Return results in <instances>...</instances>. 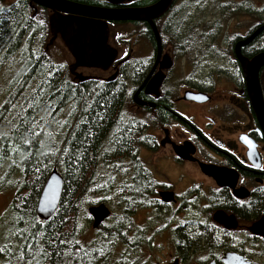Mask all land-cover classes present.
Returning a JSON list of instances; mask_svg holds the SVG:
<instances>
[{"label": "flooded vegetation", "instance_id": "flooded-vegetation-1", "mask_svg": "<svg viewBox=\"0 0 264 264\" xmlns=\"http://www.w3.org/2000/svg\"><path fill=\"white\" fill-rule=\"evenodd\" d=\"M65 1L103 9H117L146 7L158 0H123L118 5L110 4L108 0ZM137 1L149 3L134 7ZM197 1L173 0L168 11L153 21L161 40L158 61L155 37L147 23L105 21L108 28L107 44L116 51L115 60L106 70H75L77 74H80L77 70L99 72L96 77L82 75L87 80L107 84L119 80L138 84L130 89V102L123 111L124 116L138 119L141 127L146 128L143 130L144 137L150 139V145L137 150L143 175L148 180L143 189L146 195L135 208L139 206L142 210L152 209L159 215L172 210L168 219L157 222L156 234L150 240H144L146 236L140 235L130 243L129 230L120 235L124 239L123 247L130 257L125 263L121 261V264H237L238 258L247 264H264V236L250 232V227L264 216V134L250 105L239 62L234 54L235 44L264 25V18L237 35L224 49L221 47L219 53H206V4H203L204 10H195ZM29 6L32 11L36 8L38 14L40 7ZM44 10L48 15L49 28L52 12ZM252 14V17L258 18V12L252 11ZM134 23L141 25L142 38L147 41L146 47L142 48V51H146L143 56L135 53L132 42L125 41L127 45L117 48L109 42L111 30H114L112 28ZM166 35L169 36L168 42L165 41ZM51 37L49 28L48 42ZM57 39L60 40L57 37L54 41ZM125 43L119 42L120 45ZM261 52H264V31L240 49L241 55L247 59ZM164 56L172 63L168 70L160 69V61ZM174 60L192 65L203 74L195 78L190 76L191 79L179 90L177 83L173 84L174 90L166 89L165 84ZM206 62L234 67L237 87L221 92L212 90L214 83L206 86ZM70 65L66 66L67 69ZM159 71L164 79L158 96L145 93L144 85L137 95L144 105L139 106L133 100L135 93ZM263 71L264 68L260 71L259 80ZM218 74L222 75V72L218 71ZM71 77L74 79L72 75ZM186 91L204 93L209 100L202 103L184 100ZM134 108L142 115L141 118L129 114ZM148 117L150 120L152 118L149 124L146 122ZM173 145H188L193 154L180 158L174 153ZM250 149L257 154L249 157ZM144 151L152 153L155 159L150 168L140 157V152ZM128 163L129 161H125V165ZM206 166L218 169L222 177L216 180L207 174ZM126 173L127 171H122L114 176ZM132 181L133 172L129 170L123 185L128 193L133 188ZM236 192L238 195H235ZM160 193L171 194V200L163 201ZM123 204L126 209V202ZM218 212L229 218V228L213 219ZM126 222L130 221L124 223ZM233 224L234 227H231ZM101 226L102 224L99 228ZM113 226L115 224L111 227ZM163 237L166 239V250L161 244ZM155 238L157 240L153 243L152 239ZM135 248H144L146 255L143 258H134L130 252H134ZM141 252L140 249L139 256ZM116 263L120 264L118 261L114 262Z\"/></svg>", "mask_w": 264, "mask_h": 264}, {"label": "trees", "instance_id": "trees-1", "mask_svg": "<svg viewBox=\"0 0 264 264\" xmlns=\"http://www.w3.org/2000/svg\"><path fill=\"white\" fill-rule=\"evenodd\" d=\"M32 13L28 0L9 5L0 0V173L6 166L5 177L16 173L19 178L0 231V264H114L111 252L124 244L119 222L128 221L146 195L148 178L137 150L150 145V139L138 119L123 115L130 89L138 84L76 82L66 66L45 52V10ZM147 120L149 124L152 118ZM128 166L133 188L128 193L121 184L116 190L126 209L119 208L118 217L110 215L115 226L102 225L94 240L85 241L81 235L87 208L104 202L96 194L110 195L112 177ZM53 169L62 176L63 189L56 212L42 221L36 204Z\"/></svg>", "mask_w": 264, "mask_h": 264}, {"label": "water", "instance_id": "water-1", "mask_svg": "<svg viewBox=\"0 0 264 264\" xmlns=\"http://www.w3.org/2000/svg\"><path fill=\"white\" fill-rule=\"evenodd\" d=\"M29 4L50 10L52 15L49 18V28L52 35L48 42H52L59 37L66 51L74 60L68 68L69 73L76 81L82 83L87 80L80 74L75 73L77 68H90L106 70L115 60L116 51L108 46V28L105 21H127V22H144L151 28L156 42L157 61L161 54V40L154 25V20L166 13L173 0H158L154 4L141 8H117L103 9L90 7L80 4L71 3L65 0H28ZM123 0H108L110 4L118 5ZM32 17L37 13L33 8ZM264 31V25L257 28L250 36L240 41L234 46V54L239 62L242 72L245 90L250 101V105L256 115L260 129L264 134V99L262 95L259 74L264 68V52L254 56L251 59L243 57L240 49L250 44L255 37ZM47 45V46H48ZM172 63L170 59L164 56L160 61V69H170ZM113 78V77H112ZM111 78V80H112ZM164 79L161 71L157 72L147 84H142L134 95V102L139 106L144 103L137 97L138 92L146 85L145 93L158 96L159 87ZM184 100L194 101L197 103L207 102L209 97L204 93H194L186 91L183 95ZM152 106V105H151ZM174 153L185 158L193 154L188 145L179 147L173 145ZM257 154L253 149L248 152L249 157ZM212 168V167H211ZM206 173L212 175L216 180L222 177L218 169H210L206 166ZM63 189V178L60 173L53 169L42 187L36 204V216L42 221L50 219L57 210ZM235 195H238L236 192ZM171 194L160 193L163 201H170ZM87 214L92 220L91 229L96 230L99 226L108 220L110 210L104 204L91 206L87 209ZM220 224L230 227L227 224L229 218L223 213H215L214 218ZM234 227V224L231 226ZM250 232L264 236V216L250 227ZM247 264L243 259L238 258L237 264Z\"/></svg>", "mask_w": 264, "mask_h": 264}, {"label": "rangeland", "instance_id": "rangeland-1", "mask_svg": "<svg viewBox=\"0 0 264 264\" xmlns=\"http://www.w3.org/2000/svg\"><path fill=\"white\" fill-rule=\"evenodd\" d=\"M13 2L14 0H5L6 5L12 4ZM203 4H206V39H208L206 40V52L214 51L219 53L221 47H223L224 49L230 40H233L237 35H240V33L247 30L257 20L259 21L260 19L264 18V0H198L194 6L195 10H204ZM240 9H249V12L251 13L248 15H246V13L242 15L241 12L243 10ZM226 10L230 11V14H233V16L227 18ZM252 11L254 13L258 12V18L252 17ZM46 16L48 19L47 14ZM112 29L114 30H111V38L109 41L112 46L114 45V47L117 48L127 45L125 41L132 42V44L135 45V53L138 54V56H143L144 53H146V51H142V48L146 47L145 44H147V41L142 38L143 32H141L140 26L128 24L124 26H117ZM168 37L169 36L167 35L165 36V41L167 42ZM114 41L115 44L113 43ZM119 42H124L125 44L120 45ZM47 45L45 47V52L54 61V63L68 66L73 62L72 58L67 53L64 45L59 39L52 42L51 45ZM174 61L175 62L173 63L172 70L170 71L168 82H166L165 84L166 89L171 88V90H174L173 84L177 83V87L179 90L186 85L187 80L191 79V77L195 78L203 74L202 72H199V70L196 71V68L192 67V65L185 64L184 62L179 60ZM207 62L209 61L207 60ZM207 62L206 86H211L214 83L212 90L221 92L222 90L226 91L237 87V78H235V74H233L234 67L227 65H215L212 62L208 64ZM218 71H221L222 75H219ZM77 72L84 76H99V72H96L95 70H77ZM260 85L264 95V71L262 72V76L260 77ZM137 111L138 110L134 108L130 110L131 113L129 114L133 115V117L141 118L142 115ZM140 155L142 161L145 162V164H147L149 168L151 165H153V162H155L152 153L144 151L140 152ZM5 169L7 170L8 168L5 166L0 173V231L4 222L8 219L10 213V203L19 184L17 183L19 178L16 173L9 174V178L5 177ZM126 171V175L120 174L118 176L112 177L111 186L115 189L110 191V195L103 196L100 194H96V198L99 201L104 200V202H98V204H104L105 206H107L111 214H114L117 217L119 208L125 209L124 204L117 199L118 197L116 194V190L120 188L121 184L124 185L126 183L129 170ZM157 175L160 176V174ZM14 184H16L15 188L13 187ZM171 213L172 210H168L159 215V213L155 210H142L141 207L138 206L137 208H132V212L128 214V221L130 222L124 223L125 221L123 220L121 223H119L121 224L120 229L122 230V233H125L127 230H129L128 241L130 243H133L135 240H137L140 235L146 236L144 240H150L151 237L156 234L155 229L157 227V222H161L162 219H168ZM89 219L90 216L86 212V214L83 215L82 219L84 223V231L81 235V237L85 241L94 240L97 237L98 233L97 231L91 229V222H89ZM114 224L116 225L117 222L113 219V217H109L107 221L102 223V225H104V227L107 229L111 228V226ZM155 240H157V238H155L154 240L152 239L153 243L156 242ZM162 240L163 241L161 244L165 249L166 239L163 237ZM140 249L142 252L139 256ZM140 249L135 248L133 250L134 252H130L134 255V258H143L146 255L144 252L145 249ZM128 258H130L128 256V252H126L125 247H122L117 248L116 250L111 252L110 261L112 260V263H114L115 261H118V263H120L121 261L125 263L128 261ZM132 260L135 259L132 258Z\"/></svg>", "mask_w": 264, "mask_h": 264}, {"label": "snow or ice", "instance_id": "snow-or-ice-1", "mask_svg": "<svg viewBox=\"0 0 264 264\" xmlns=\"http://www.w3.org/2000/svg\"><path fill=\"white\" fill-rule=\"evenodd\" d=\"M31 131V130H30ZM24 143H28V141L25 139L24 141H23ZM3 249H0V251H2Z\"/></svg>", "mask_w": 264, "mask_h": 264}, {"label": "bare ground", "instance_id": "bare-ground-1", "mask_svg": "<svg viewBox=\"0 0 264 264\" xmlns=\"http://www.w3.org/2000/svg\"><path fill=\"white\" fill-rule=\"evenodd\" d=\"M15 54V53H14ZM15 56V55H14ZM21 57V56H20ZM68 123V122H67ZM125 133V132H124ZM43 141V140H42ZM13 167H15V166H13ZM10 168V167H9ZM6 170V169H5ZM70 252V251H69Z\"/></svg>", "mask_w": 264, "mask_h": 264}]
</instances>
